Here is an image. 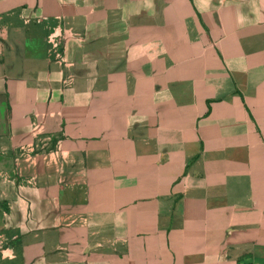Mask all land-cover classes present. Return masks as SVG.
<instances>
[{
	"label": "crops",
	"instance_id": "1",
	"mask_svg": "<svg viewBox=\"0 0 264 264\" xmlns=\"http://www.w3.org/2000/svg\"><path fill=\"white\" fill-rule=\"evenodd\" d=\"M264 264V0H0V264Z\"/></svg>",
	"mask_w": 264,
	"mask_h": 264
},
{
	"label": "trees",
	"instance_id": "2",
	"mask_svg": "<svg viewBox=\"0 0 264 264\" xmlns=\"http://www.w3.org/2000/svg\"><path fill=\"white\" fill-rule=\"evenodd\" d=\"M245 264H249V262L245 263Z\"/></svg>",
	"mask_w": 264,
	"mask_h": 264
}]
</instances>
